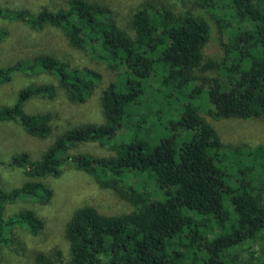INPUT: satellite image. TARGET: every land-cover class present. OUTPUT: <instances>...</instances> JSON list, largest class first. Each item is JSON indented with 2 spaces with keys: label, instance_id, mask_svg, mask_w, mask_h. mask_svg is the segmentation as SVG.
<instances>
[{
  "label": "trees",
  "instance_id": "obj_1",
  "mask_svg": "<svg viewBox=\"0 0 264 264\" xmlns=\"http://www.w3.org/2000/svg\"><path fill=\"white\" fill-rule=\"evenodd\" d=\"M221 1L186 0L184 8L174 11L146 0L127 28L111 8L92 0H67L66 8L34 15L0 8L1 19L34 30L59 28L72 47L121 75L101 92L104 122L65 130L36 161H27L25 153L13 157L27 167L30 180L10 191L0 186V246L12 245L13 227H25L33 235L41 227L31 210L5 216V204L21 196L48 203L52 191L40 179L58 177L63 162L72 160L131 209L107 214L91 205L76 208L64 231L69 264H184V254L191 264H264V250L260 256L251 246L264 231V161L261 173L254 172L251 153L224 144L202 116L203 104L192 103L206 97L214 118L264 116V0ZM198 10L207 12L226 36L219 40L221 60L205 54L211 25ZM5 34L0 28V39ZM213 70V76L205 73ZM15 73L56 76L76 103L85 102L100 81L98 72L49 55L0 67V83ZM55 94L52 84L24 86L13 104L0 106V121H14L28 134L44 138L50 113L28 114L23 104ZM179 98L186 101L180 118L169 123L192 131L189 140L180 141L177 131L151 139L148 133L161 113ZM130 121L136 132L126 141L122 137ZM79 142H96L115 154H68Z\"/></svg>",
  "mask_w": 264,
  "mask_h": 264
},
{
  "label": "rangeland",
  "instance_id": "obj_2",
  "mask_svg": "<svg viewBox=\"0 0 264 264\" xmlns=\"http://www.w3.org/2000/svg\"><path fill=\"white\" fill-rule=\"evenodd\" d=\"M92 1L103 3L111 8L119 24L127 28L134 11L146 0ZM150 1L167 4L174 11L186 6V0ZM221 2L227 3V0ZM66 6L67 0H0V8L23 10L32 15L42 9L56 11L66 8ZM197 12L204 15L211 25V36L205 47L206 56L214 60H221L223 51L219 40L225 39L226 36H221L215 27L213 18L207 12L202 10ZM0 28L6 31L5 36L0 39V67L10 65L17 60L49 55L57 60L67 62L71 67L89 68L100 74L99 83L83 103L70 101L65 91L60 87L57 77L47 73H15L8 82L0 83V106L13 104L20 88L30 84H52L56 89L53 99L31 97L23 104L25 113H50V130L46 137L32 136L14 121H0V186L5 191H10L30 180L26 174L27 167L19 166L13 157L25 153L27 161H36L65 130L85 123L104 122L101 92L110 82L116 81L121 75L119 69L100 60L92 59L86 51L72 47L64 33L57 27L44 26L41 30H34L26 23L0 18ZM205 73L208 76H213L216 74V70ZM153 85L156 88L159 87L157 83ZM185 102L179 98L168 103L158 122L148 133L151 139L165 137L177 131L180 141L189 140L192 131L175 126L170 127L171 123H169L180 118L179 112ZM192 103L199 107L203 104L202 116L213 125L221 141L229 146L237 147L238 153L249 151L255 163L254 172L261 173L260 162L264 161V116L246 119L214 118L208 112L212 106L209 105L206 97L192 99ZM124 129L122 139L128 141L136 130L131 121ZM80 153H88L95 157H110L115 154L108 147H102L96 142H79L68 150V154L72 156ZM75 164L72 160L65 161L61 165L62 171L58 177L47 176L40 179L52 191L48 203L39 204L30 198L21 196L13 202L5 204V216L31 210L40 220L41 227L34 235L25 227H13L11 230L12 245L10 247L0 246V264H69L68 242L64 237V231L66 223L76 208L82 205H91L107 214L121 213L131 209L126 200L112 190L101 188L91 176L76 168ZM240 165H244V162ZM130 180L137 183L134 177ZM251 246L262 256L264 231L251 242ZM170 247L175 248L176 243L170 241ZM184 259V264H191V257L188 254H184Z\"/></svg>",
  "mask_w": 264,
  "mask_h": 264
}]
</instances>
